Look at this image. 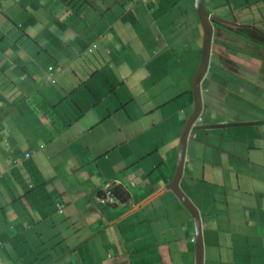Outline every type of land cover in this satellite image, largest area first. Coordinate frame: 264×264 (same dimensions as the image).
Returning <instances> with one entry per match:
<instances>
[{
  "label": "crops",
  "instance_id": "obj_1",
  "mask_svg": "<svg viewBox=\"0 0 264 264\" xmlns=\"http://www.w3.org/2000/svg\"><path fill=\"white\" fill-rule=\"evenodd\" d=\"M204 6L178 186L202 264H264V0ZM201 47L194 0H0V264H197Z\"/></svg>",
  "mask_w": 264,
  "mask_h": 264
},
{
  "label": "water",
  "instance_id": "obj_2",
  "mask_svg": "<svg viewBox=\"0 0 264 264\" xmlns=\"http://www.w3.org/2000/svg\"><path fill=\"white\" fill-rule=\"evenodd\" d=\"M195 10L202 28V47H201V57L198 69L193 79V90H194V111L192 116L190 117L187 126L183 132L181 139V146L178 158L177 165V173L174 177L173 182L171 183L172 189L176 196L180 199L182 204L188 208L194 218L195 226H196V243H197V264H202V237H201V223L199 219L198 212L190 200L185 196V194L181 191L178 186V181L182 172L183 167V159L186 148V139L190 130V127L195 122L196 118L199 116L202 102H201V82L206 75V72L209 67L210 62V54L212 48L213 34H214V23L218 22V19L210 16L208 11L204 6V0H194Z\"/></svg>",
  "mask_w": 264,
  "mask_h": 264
},
{
  "label": "built area",
  "instance_id": "obj_3",
  "mask_svg": "<svg viewBox=\"0 0 264 264\" xmlns=\"http://www.w3.org/2000/svg\"><path fill=\"white\" fill-rule=\"evenodd\" d=\"M52 70H53L52 66L48 67V72L46 74V77H47V79H49L50 82H54L55 81L53 79V77H52ZM29 156H30V154L27 153L26 157H29ZM97 201L100 204H103V205H108V204H111V203L114 202V192H113V188H112L111 182H106L105 183L104 190L101 193V195L97 198ZM192 240H195V238L193 237Z\"/></svg>",
  "mask_w": 264,
  "mask_h": 264
},
{
  "label": "trees",
  "instance_id": "obj_4",
  "mask_svg": "<svg viewBox=\"0 0 264 264\" xmlns=\"http://www.w3.org/2000/svg\"><path fill=\"white\" fill-rule=\"evenodd\" d=\"M86 108H83V110H85ZM122 189L120 188H115V192H116V195L118 197H120L121 200H127L128 198V194L127 192H124L123 190L121 191Z\"/></svg>",
  "mask_w": 264,
  "mask_h": 264
},
{
  "label": "rangeland",
  "instance_id": "obj_5",
  "mask_svg": "<svg viewBox=\"0 0 264 264\" xmlns=\"http://www.w3.org/2000/svg\"><path fill=\"white\" fill-rule=\"evenodd\" d=\"M233 26H234V24H233ZM236 26V25H235Z\"/></svg>",
  "mask_w": 264,
  "mask_h": 264
}]
</instances>
